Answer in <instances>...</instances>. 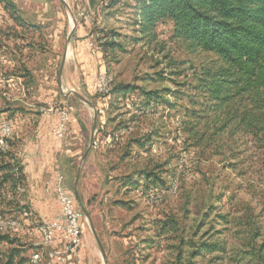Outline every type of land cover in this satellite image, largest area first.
Wrapping results in <instances>:
<instances>
[{"label":"rangeland","instance_id":"rangeland-1","mask_svg":"<svg viewBox=\"0 0 264 264\" xmlns=\"http://www.w3.org/2000/svg\"><path fill=\"white\" fill-rule=\"evenodd\" d=\"M101 1L91 6L89 0H47V103L36 101L32 106L39 112L47 108V115L62 109L69 114L68 125L73 130L65 147L69 151L57 158H62L63 185L82 214L83 241L77 263L248 264L240 259L247 224L258 220L256 215L264 204V139L217 131L209 101L199 89L201 70L210 57L175 39L170 20L156 25L154 39L142 38L135 2L121 0L111 7L106 0L105 4ZM71 13L76 29L69 41ZM109 32L119 34L124 50L118 49L105 59L100 44ZM8 33L4 31L0 40L5 46L4 57L15 61L17 67L24 60H32L30 64L37 67V59H27L32 57L29 50L17 53L32 42L31 35L7 44ZM91 41L97 44L96 50L89 45ZM66 52L68 66L60 84L59 69ZM6 68L0 66V72L5 74ZM100 69L103 78L112 83L108 94L87 90L86 78H98ZM8 72H13L12 67ZM21 72L27 73L24 67ZM156 74L163 75V80L149 78ZM118 84L167 89L163 94L175 107L168 109L161 104L141 111V96L137 92L115 94L113 88ZM0 97L5 98L1 92ZM5 102L0 98V104ZM199 110L203 112L195 117ZM79 126L81 132L76 130ZM197 131L202 136L200 143L199 136L193 135ZM9 142L6 132L0 131V151L8 150ZM18 149L16 146L13 152L20 159ZM36 158L42 157L36 153ZM24 188L27 186L19 183L4 194L9 199H23L27 193ZM51 197L58 202L57 196ZM1 213L4 217L0 216V221H13L15 230L0 227V232L18 241L12 247L23 249L24 256L30 258L27 264H53L47 260L46 245H39L35 212L37 221H29V215L18 209H3ZM45 225L49 222H42V227ZM8 246L2 243L0 254ZM196 250L197 255H193ZM33 253H38L41 263L32 261Z\"/></svg>","mask_w":264,"mask_h":264},{"label":"trees","instance_id":"trees-1","mask_svg":"<svg viewBox=\"0 0 264 264\" xmlns=\"http://www.w3.org/2000/svg\"><path fill=\"white\" fill-rule=\"evenodd\" d=\"M108 6L117 5L121 0H106ZM135 2L136 25L142 38L156 37V25L164 20L173 23V37L193 51H203L210 57L209 64L200 74L199 89L213 111L217 131L230 136L238 132L249 133L264 139V0H130ZM95 6L97 0H89ZM103 4L105 1L102 0ZM0 4L24 29L28 24L20 15L13 0H0ZM34 27V26H33ZM101 32V31H99ZM101 54L107 59L119 49L124 50L116 32L105 33ZM100 41L103 38H98ZM115 57V56H113ZM163 75L149 77L162 81ZM167 89L150 90L145 86L118 84L113 88L117 95L126 96L137 92L141 96L138 108L141 111L156 109L163 104L174 109L163 92ZM170 96V95H169ZM172 96V95H171ZM174 96V95H173ZM194 113L195 117L199 112ZM203 118L207 115L200 114ZM1 119V118H0ZM207 120V119H206ZM207 125L209 121L206 122ZM194 137L198 131L193 133ZM198 143L202 136L198 135ZM140 145L144 146L142 143ZM17 146L12 140L9 150L0 151V216L3 209L23 208L17 200L9 199L4 192L21 183L26 184V176L21 161L13 149ZM26 195V194H25ZM258 220L248 222L247 238L241 261L248 264H264V204ZM246 221H249L247 219ZM7 233L0 232V245H9L0 254V264H27L19 246ZM205 247V244L204 246ZM194 252L193 255H197Z\"/></svg>","mask_w":264,"mask_h":264},{"label":"crops","instance_id":"crops-1","mask_svg":"<svg viewBox=\"0 0 264 264\" xmlns=\"http://www.w3.org/2000/svg\"><path fill=\"white\" fill-rule=\"evenodd\" d=\"M13 1L18 6L21 17L34 27L30 28L27 25V29H24L21 25L15 23L4 9V6L0 4V40L2 39L1 36L4 35V31L13 32L11 36H9V33L8 36L6 35L5 42L7 44L18 43L17 41H23L28 35H31L32 42L21 46L17 53L22 54L23 49L25 51L29 50L32 57L27 59H37L39 65L35 67L30 64L32 60L26 62L24 60L20 62L22 64L19 67L15 66V61L4 57L2 51L5 46L0 44V66L7 67L5 74L0 72V92L5 97L0 98L3 101L5 99L8 101V103L0 104V118L10 120L14 127V140L17 141L26 176L27 193L25 199L27 204L30 210L37 214L39 222H50L62 216L61 207L58 202H55L56 200H52L51 194L56 196L54 186L57 172L60 171L61 167L60 161L62 158L57 157L62 156L64 151H69V149L65 150V147L68 145L69 136H71L73 130L68 125L65 138L63 140L57 139L53 135V129L59 119L58 111L47 115V113L39 112L35 107H32L38 103L36 101L47 103V0ZM78 43L80 45L79 41ZM75 45L77 46V44ZM70 49L72 50L71 44ZM13 51L15 50L13 49ZM67 54L66 52L64 55V76L68 66V62H66ZM50 65L52 66L51 63ZM10 67H12L13 72H8ZM22 67L26 69L27 73L21 72ZM84 68L85 66L82 65L81 70ZM100 70V72L103 71V69ZM96 78V75L86 78L88 91H95ZM45 89L46 91H44ZM31 122H33V125ZM78 129L81 132L82 128L80 126L76 128L77 131ZM36 153L42 158H36ZM51 262L61 264L56 260Z\"/></svg>","mask_w":264,"mask_h":264},{"label":"built area","instance_id":"built-area-1","mask_svg":"<svg viewBox=\"0 0 264 264\" xmlns=\"http://www.w3.org/2000/svg\"><path fill=\"white\" fill-rule=\"evenodd\" d=\"M89 45L92 49L96 50L97 44L95 45L91 41ZM111 85L112 83L109 82V79L103 78V75L100 72L95 83L96 92L100 94H108ZM42 112L47 113V108L43 109ZM58 113L59 119L53 129V135L57 139L63 140L68 129L69 114L66 109H62L58 111ZM0 131L6 132L7 139H9L10 141L13 140L14 127L10 120L5 118L0 119ZM54 187L58 203L61 207L62 216L59 219L49 222V225H51L52 229H54L55 231V240H48L47 238H44V234L42 231V222L37 223L36 231L40 237L39 245H46L48 249L47 260H49V262L56 260V262L62 264L68 259L73 258L75 260H73V264H79L76 260L79 257L83 241V229L82 224H80L79 221L82 214L80 211H77L74 208L75 198L70 193V190L63 185V176L60 174V171L57 172V179ZM24 190L27 189L24 188ZM15 200L18 201L20 206H25L27 203L25 198ZM22 213L23 215H29V221H37L34 218V215L31 210L23 208ZM0 227H8V229L15 230L13 221H0ZM32 255L34 256L35 262H42L39 261L38 253H33Z\"/></svg>","mask_w":264,"mask_h":264},{"label":"water","instance_id":"water-1","mask_svg":"<svg viewBox=\"0 0 264 264\" xmlns=\"http://www.w3.org/2000/svg\"><path fill=\"white\" fill-rule=\"evenodd\" d=\"M71 18H72V20H73V27H72V29H71V31H70V35H69V38H68L69 41H71V38L73 37L74 32H75V29H76V18L73 16L72 13H71ZM64 64H65V58H63V60H62V62H61V65H60V69H59V83H60V84H61V77H62V74H63ZM70 93L76 95V96H77L78 98H80L83 102H86V103H88V104H91V102H90L89 100H87V99H86L82 94H80L79 92H77V91H75V90H71ZM95 115H96V116H95V119H94V128H96V126H97V114H95ZM93 143H94V139H92L90 146H89L88 149L86 150L85 156L89 153V151H90V149H91ZM77 198H78V201H79V203H80V206H81V209H82L83 213L85 214V216L87 217V219L90 218V217H89V214H88V212H87V210H86V208H85V206H84L83 202L81 201V199H80V197H79L78 194H77ZM88 220H89V219H88ZM91 228H92L93 233H94V235H95V238H96V240H97V242H98V244H99V247H100V249H101V251H102L103 257H104V259H106V254H105L104 247H103L101 241L99 240V238L97 237V235H96V233H95V231H94L92 225H91Z\"/></svg>","mask_w":264,"mask_h":264},{"label":"bare ground","instance_id":"bare-ground-1","mask_svg":"<svg viewBox=\"0 0 264 264\" xmlns=\"http://www.w3.org/2000/svg\"><path fill=\"white\" fill-rule=\"evenodd\" d=\"M42 231H43V234H44V238H47L48 240H52L54 238V229H52L51 225L43 226L42 227ZM39 259H40V256H39ZM32 261L35 262L34 257L32 258Z\"/></svg>","mask_w":264,"mask_h":264}]
</instances>
